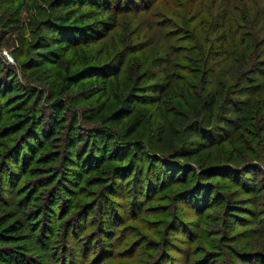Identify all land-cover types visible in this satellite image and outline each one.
I'll use <instances>...</instances> for the list:
<instances>
[{
  "label": "rangeland",
  "instance_id": "1",
  "mask_svg": "<svg viewBox=\"0 0 264 264\" xmlns=\"http://www.w3.org/2000/svg\"><path fill=\"white\" fill-rule=\"evenodd\" d=\"M118 1L64 49L65 0H0V264H264V56L216 29L241 2Z\"/></svg>",
  "mask_w": 264,
  "mask_h": 264
},
{
  "label": "trees",
  "instance_id": "2",
  "mask_svg": "<svg viewBox=\"0 0 264 264\" xmlns=\"http://www.w3.org/2000/svg\"><path fill=\"white\" fill-rule=\"evenodd\" d=\"M240 3L235 2V1H230V2H222V5L225 6V8L227 9L224 13L220 16L222 22L217 26L216 29L222 28V29H226L228 30L230 28L229 23L231 22V17H232V28L230 31L223 33L221 31V33L219 32L218 35V41L221 42V44L219 43V47L222 48V44L224 42L228 43V38H232V39H236L235 36H232L236 33L239 32V30L241 28H243V31L241 33L240 36H238L239 39V43L240 45H242L239 49V51H241L242 54V59H243V63H245L244 65H248V66H255V68L257 70L261 69L263 70L262 67V61H261V56H264V6H262V2L264 0H238ZM64 4V6L62 5ZM87 4V5H92L93 7H98L99 9H101L99 12L100 13H105L106 15H113L114 14V8L113 6L116 7L119 4L118 0H68L65 2H61L60 4L57 5V3H55L53 6V8L55 10V16L53 17L52 20V24H49L47 26V28L45 29V33L43 35V40H40L39 44L42 47H45L48 41H53V42H59V46L63 47L64 49L69 48L70 46L73 45V41L72 40H64L60 37V35L58 34V27L57 26H61L62 24L67 23L68 21H70L69 19L74 17V15L77 13V15L79 16L78 19L76 21H72L71 23H73L74 25H78L81 26L82 25V16H85V14L81 13L80 10V6ZM229 4H232L233 6V10L230 12L231 14H229L228 12V8H229ZM74 7H76L77 9H74ZM63 10H61V9ZM62 11V12H61ZM101 15V14H99ZM218 20V17H215V21ZM225 20L228 21V24H225ZM214 21V23L216 24V22ZM241 25V26H240ZM98 33V32H97ZM101 35H96L95 36L92 34V32H88L85 35H82V37H78L77 40H80L81 42L85 43L89 40H95L96 38H98L99 36H103L106 31L100 32ZM223 49V48H222ZM259 60L260 65H259ZM204 62V61H203ZM206 63V62H205ZM155 66H160L158 64H154ZM246 66V68L248 67ZM245 69H240L238 72V76L241 75L242 73H244ZM236 71H238V69H236ZM113 71V73H108L109 75L107 76H115L117 73ZM104 78H106V75L104 76ZM235 82V81H234ZM231 84V83H230ZM143 90V89H142ZM144 91V90H143ZM143 91L139 92L140 95L145 96V98H149V94L147 95V93H143ZM215 101V97L214 96H210L208 98H205L202 102V105L204 107H206L207 109H209V111H212V106L213 103ZM126 110V109H125ZM201 117L197 118L196 120H198V122L200 123H204L205 126H209V120L207 121V119H204L203 113L201 112ZM123 114L120 112H115L111 117L112 118H117L120 119L122 118ZM226 115L224 114H219L218 118L213 120V122H219V118L225 117ZM223 120L226 121V125L227 128L229 126L228 123V119L223 118ZM200 128L198 126H194L193 132L194 134H196L198 137H200V140H203V134L201 132H199ZM29 141V140H28ZM31 143V141H30ZM29 143V144H30ZM119 181V179L117 180ZM107 211H104V230L105 231H109L112 228L113 222L108 218L109 216L106 214ZM16 229L18 228V230L21 228V226H17L15 224L9 225L7 226L6 230L8 232V235H10L9 233L15 231V227ZM3 234V236L5 237L7 234L5 233H1ZM0 234V236H1ZM11 251L9 252V254L11 255ZM15 252H17L15 250Z\"/></svg>",
  "mask_w": 264,
  "mask_h": 264
}]
</instances>
